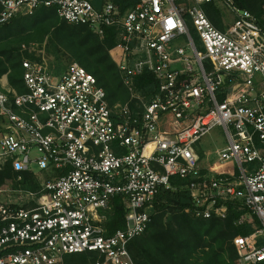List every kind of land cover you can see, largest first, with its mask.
<instances>
[{"label":"built area","instance_id":"2783aa9c","mask_svg":"<svg viewBox=\"0 0 264 264\" xmlns=\"http://www.w3.org/2000/svg\"><path fill=\"white\" fill-rule=\"evenodd\" d=\"M211 2L234 14L224 29L206 14ZM41 6L100 37L117 29L112 55L130 99L111 104L78 63L56 74L25 59L22 91L0 78V169L40 183L0 189L16 194L0 202V264H65L84 252L104 259L92 264H136L130 243L175 177L197 218L225 219L236 202L255 215L233 240L236 264H264V4L257 15L236 0H138L124 12L112 1L0 0V24ZM216 127L225 148L209 145ZM116 199L126 220L111 231Z\"/></svg>","mask_w":264,"mask_h":264},{"label":"trees","instance_id":"16d2710c","mask_svg":"<svg viewBox=\"0 0 264 264\" xmlns=\"http://www.w3.org/2000/svg\"><path fill=\"white\" fill-rule=\"evenodd\" d=\"M112 1L121 11L133 7L138 0H93L96 6ZM237 5L254 14H262L264 0H236ZM212 23L224 29L223 13L215 3L204 4ZM192 36L196 38L193 29ZM47 46L53 53L68 54L87 71L96 76L105 88L111 104L126 101L129 92L124 87L118 66L110 51L119 43L117 29H108L103 37L84 25H75L62 20L54 7L41 6L33 15H19L10 22L0 24V78L8 74L12 87L23 90V59H37L28 51L23 54V45L37 43ZM154 82L139 81V90L152 91ZM22 175V180L18 177ZM12 188L36 190L40 183L29 172H15L10 165L0 169V189L6 183ZM173 188L162 189L151 210L152 221L144 233L130 243V251L136 264H235L237 256L234 238L252 232L250 225H238L242 214L248 212L236 202L230 205L225 219H201L193 216L190 192L186 180L172 179ZM109 227L111 231L125 226V209L116 199ZM255 219L256 216L254 215ZM5 222L0 221V232ZM5 251H0V257ZM104 259L95 252L70 254L65 264H92Z\"/></svg>","mask_w":264,"mask_h":264},{"label":"rangeland","instance_id":"374dc122","mask_svg":"<svg viewBox=\"0 0 264 264\" xmlns=\"http://www.w3.org/2000/svg\"><path fill=\"white\" fill-rule=\"evenodd\" d=\"M222 8L224 7H221V10H223ZM233 19H234V14L232 12L230 11L224 12L223 17H222L224 26L225 24H229L230 22H232ZM26 51H28L30 54H33L37 59H31L28 57H24L23 61L25 59H28V60L43 63L44 65L49 67L51 71H53L56 74H61L64 71H66L70 67V65L78 63L77 61L72 60L68 54L61 53L60 55H57L53 53V51L47 46V40L44 42L42 46L37 43H32L30 45H23V47L21 48V52L25 54ZM110 53L113 58L112 50L110 51ZM150 92L151 91H148V90H139L138 95L142 99L146 100L149 97ZM129 99H130V94H129V98L126 101H128ZM126 101H117V102L125 103ZM140 107L141 106L137 104V108H140ZM207 140L209 142V145L212 147H216V148L227 147L226 137L221 127H216L215 129H213L210 132V134L207 136ZM6 187H10V185L9 186L7 185ZM2 188L5 189V186H3ZM6 196L8 200L16 199V194L14 192L7 193L4 190L0 194V202L5 203ZM193 216L195 215L193 214ZM255 222L256 221L254 220V217L249 212L248 213L246 212L241 215V218L238 219L237 224L238 225H250L252 227L255 224ZM236 261H237V256L235 259V264H236Z\"/></svg>","mask_w":264,"mask_h":264}]
</instances>
